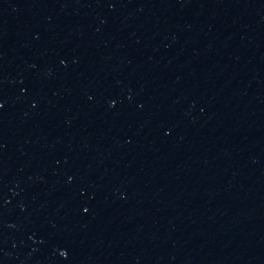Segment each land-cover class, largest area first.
<instances>
[{
  "label": "water",
  "instance_id": "obj_1",
  "mask_svg": "<svg viewBox=\"0 0 264 264\" xmlns=\"http://www.w3.org/2000/svg\"><path fill=\"white\" fill-rule=\"evenodd\" d=\"M0 264H264V0H0Z\"/></svg>",
  "mask_w": 264,
  "mask_h": 264
}]
</instances>
